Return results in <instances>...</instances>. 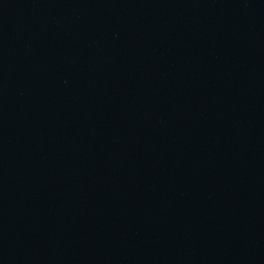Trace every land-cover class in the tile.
<instances>
[{
  "label": "water",
  "instance_id": "1",
  "mask_svg": "<svg viewBox=\"0 0 264 264\" xmlns=\"http://www.w3.org/2000/svg\"><path fill=\"white\" fill-rule=\"evenodd\" d=\"M0 264H264V59L0 84Z\"/></svg>",
  "mask_w": 264,
  "mask_h": 264
}]
</instances>
